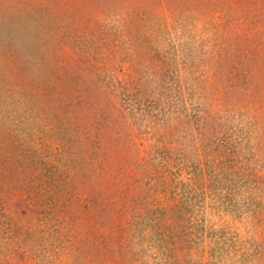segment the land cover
Wrapping results in <instances>:
<instances>
[{
    "label": "rangeland",
    "instance_id": "374dc122",
    "mask_svg": "<svg viewBox=\"0 0 264 264\" xmlns=\"http://www.w3.org/2000/svg\"><path fill=\"white\" fill-rule=\"evenodd\" d=\"M0 264H264V0H0Z\"/></svg>",
    "mask_w": 264,
    "mask_h": 264
}]
</instances>
